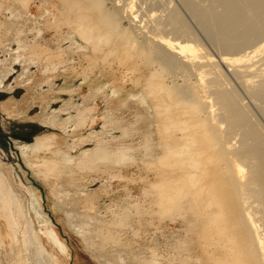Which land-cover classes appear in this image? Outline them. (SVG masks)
Here are the masks:
<instances>
[{"label":"bare ground","instance_id":"obj_1","mask_svg":"<svg viewBox=\"0 0 264 264\" xmlns=\"http://www.w3.org/2000/svg\"><path fill=\"white\" fill-rule=\"evenodd\" d=\"M36 1L8 0L3 3L4 0H0V12L10 16L0 21V36L3 34L0 51L9 55L0 61V84L10 71L5 72L7 68L4 67L9 62L18 61L23 64V69L36 64L46 79L58 74L87 79L93 88L89 94L92 101L106 88L115 92L123 90L118 82L125 87V82L130 80L136 87H125L124 92L144 102L149 99L154 105L153 114L146 116L147 122L155 127L141 133L140 148L125 145L123 139L113 142V136L107 135L111 129L119 128L123 136H129L127 123L130 122L117 114L120 101L111 100L107 106L105 129L93 149L73 161L67 156V147H59L53 156H48L51 162L39 157L30 162L48 187L61 193L64 188L53 177L62 172L60 178L68 180L65 183L76 201L91 207L79 224L74 222V215L69 214L70 226L76 225L78 232L82 233L89 230L87 225L94 226L93 231L113 226L116 227L114 231L129 229L124 230L126 235L138 236L140 226L147 228L153 221L155 225L160 223L158 230L153 229L157 230L154 235H150L154 238L162 235L163 254L159 260L151 258L143 264H166L167 261L170 264H264V143L256 142L257 146L250 147V129L241 114L243 109L236 105L238 100L234 94L232 96V90L228 91L227 85H223L222 73L217 70L219 61L220 66L222 64L228 71L242 73L248 85L241 81L243 78L238 81L247 86L253 84L251 76L255 72L262 74L257 67L253 69L254 63L250 62L264 50L263 43L257 45L264 35V13L259 14L263 12L264 0H219L222 10L205 9L196 0H182L202 31L218 48L219 60L216 62L196 41L194 32L179 13L169 9L171 13L166 19L161 16L163 5L168 3L162 5L158 0H39L41 12L35 14L36 17L28 16L30 3ZM105 1L108 5L104 4ZM234 2H237L235 10L238 7L245 11L240 21L243 27L248 21H255L248 31L240 34L236 32V22L232 29H222L229 20L227 13L231 12ZM13 4L19 7H12ZM170 5L168 7L172 9ZM220 17L227 19L222 20L219 29L217 25L221 23L217 21ZM258 26L262 27L260 31ZM50 31L54 35L47 39L45 33ZM250 35L258 36L259 42L254 46L245 42ZM12 42L16 44L15 50L6 48ZM150 51V63L136 57ZM74 60L79 64H73ZM168 65L176 69L164 73L162 69ZM76 68L79 69L77 72ZM236 75L235 78L240 76ZM120 76L122 79L117 81ZM19 81H25V77ZM30 89H37L36 85ZM24 99H8L1 109L9 116L25 114L35 102ZM256 99H264V90ZM64 105L59 111L76 109L79 111L78 121L72 120V116L69 120L82 126L86 117L82 107L74 106L70 100ZM58 115L54 113L41 121L55 122L65 129L70 121H56ZM238 130L242 131L240 138L243 140L242 145L235 146L231 138L233 133H239ZM14 143L27 154L33 149L53 145L42 137L32 144L19 140ZM139 154L142 156L137 157ZM135 159L150 160L147 166L162 175L156 177L158 181L153 183V191L142 178V197L149 200V206L137 202L133 208L127 200L123 204L111 201L107 206L110 219L98 216L96 211L102 205L97 203V192H86L83 184L88 183L87 178L92 173L96 178H106L105 175L108 179L119 177L123 171L120 167ZM5 167L0 162V205L9 211L12 223L22 231L27 242L25 257L21 255L15 259L10 256L12 264H68L56 251L48 249L29 227L24 213L25 200L19 191L21 182L19 185ZM75 167L82 175L77 183L70 177ZM169 222L178 225V232L171 231ZM148 229H145V235H149L151 230ZM112 232L108 229L99 232L110 245L111 253H97L98 258L104 257L105 264H133L124 240L118 232ZM87 234L83 233V237ZM59 248L68 251L61 242Z\"/></svg>","mask_w":264,"mask_h":264},{"label":"rangeland","instance_id":"obj_2","mask_svg":"<svg viewBox=\"0 0 264 264\" xmlns=\"http://www.w3.org/2000/svg\"><path fill=\"white\" fill-rule=\"evenodd\" d=\"M158 1L161 2V4L164 2L165 4H171V7L173 6L171 9L168 7V4H162L164 11H162L161 16L163 15L162 17H165L164 19L167 18L166 16L170 15V10H175L179 13V15H181L188 28L194 32L196 41L200 44V46L207 50L206 52L210 54L213 60L215 59V62L219 60L218 48L212 43L209 36L202 31L203 28L200 27L191 15L190 10L185 6L182 0ZM260 1L261 0H259V2ZM7 2L8 0H4L3 3ZM196 3L205 9L213 7L216 10H222L219 0H196ZM234 3L235 4L232 3V9L234 7V11L231 9V12L228 11L229 13H227V18H229V20L225 17L222 19L221 17L223 16H221L220 19L218 18V21L220 22L217 21V23H221V25L218 24L217 28L219 26L222 27V20L227 19L228 22L227 20L225 21L223 24V26L226 24L224 26L225 28L222 29L226 31L236 22L238 24V30L241 28L240 31L236 30V32L237 34H240L242 31H248L250 26L255 24V21L250 20L247 24L249 27L247 25L243 27V24H241L242 22L240 21L244 17L245 11L242 8L238 9V7L237 10H235L234 5H236L237 2ZM40 4L41 1L39 2V0L30 3V13L28 16L36 17L41 12ZM104 4L108 5L107 1H105ZM11 6L19 7V5L16 4ZM165 6L166 9H164ZM262 8L263 12L261 11V13L259 11L260 15L264 13V7ZM236 12H238V15ZM167 13L169 14L167 15ZM259 14H257V17ZM239 15L240 18H238ZM5 16L10 18V16L5 14L4 11H1L0 21L4 20ZM234 16H236L235 19ZM231 20L232 23L229 24ZM126 23L127 22H125V24ZM261 29V26L257 27L258 31ZM233 32L236 33L235 30ZM2 35L0 37H2ZM53 35V31L45 33V37L47 39H51ZM245 42L254 46L259 42L258 36L250 35ZM262 43L264 44V35L261 37L260 42L257 45ZM6 48H13L15 50L16 44L12 42ZM253 48L254 47L249 48V50H252ZM151 55L152 53L150 51L148 53H139L136 57L147 60L150 63ZM7 57H9L8 54H3V52L0 51V61L6 59ZM158 61H160L159 58ZM72 62L75 65L79 64L76 60ZM9 63L4 67L7 69L4 70L5 72L8 70L10 71L6 73L4 82L0 84V162L2 166L7 167L5 168L12 177L15 176L17 181L21 182L22 186L20 185V182L18 183L21 187V190L19 191L22 192L21 194L25 200L24 213L27 217L29 227L32 228L40 240H43L44 243H46L48 249L56 251L58 253L57 255L61 259L67 261L68 264H102L104 257L98 258L97 253L106 255L111 253L110 245L106 243V240H104L102 235L99 233L100 231L102 232L106 229L113 231V234L118 232L117 234L122 237L125 242L124 247L128 256L133 260V264H143L146 260L151 258L152 260H159L163 254V244L160 242L162 235L160 236L159 234L158 237L154 238L150 234L154 235V233L158 230L157 228H159L160 223L159 225H155L153 221L150 225L148 224L147 228H150L148 231L151 230L149 235L144 234L145 229L147 228L140 226L138 229V236H135L134 234L129 236L126 235L124 230L129 229L117 228V231L115 230V232L114 229L116 227L107 226L105 228H97L93 231L95 227L87 225L86 227H88L89 230H81L83 233H88L84 238L83 233L78 232L76 225L70 226L69 214L74 215V222H78L79 224L80 219L91 211V207L84 206L80 202L76 201L73 197L72 191L65 183L68 180L63 177L60 178L62 172H60L57 177H53V179L58 180L59 184L63 186V193L48 187V184L42 180L37 173H35L34 168L30 163L38 157V159L41 158L47 162H51V159H49L48 156H53L55 150L59 147H67L69 151L67 156L73 161H76L77 158H79L86 151L93 149L98 144L100 137L102 136V130L105 129V119L108 113L107 108H109L107 106L108 103L111 104V100L120 101L119 105H121V108H119L117 114L130 122V124L127 123V134H129V136H123V131L119 128L111 129L107 132V135L113 136V142L123 139L125 145H135L134 148H140L139 146L142 140L141 133L147 131V129L155 127V124H149L147 122L148 120L146 116V114L150 116L153 114V102L149 99L148 102H144L142 99L139 100L138 97L129 96L127 94L129 92H124L125 87L128 89L129 87H136L130 80L125 82V87L118 82L117 85H119L123 90L115 92L113 89L106 88V90L99 92L98 97L92 101L89 94H91L93 88L90 87L87 79L85 80V78H82L81 76L70 77L68 75L64 76L63 74H58L57 76L46 79L45 74L39 70V66L36 64L28 65L23 69V64L18 61ZM163 63H165V61ZM250 63H254L252 66L253 69L257 67L256 70L260 73L262 72V74L259 73L260 75L255 72L251 76L253 84H249L250 86H247L248 82L244 81L246 78L242 75V73L241 76L240 73L237 74V72L234 73L233 71H228L222 64L220 66L219 61L217 63L219 65L217 66V70L220 74L222 73V81H224L223 85H227L228 91L232 90V96L234 94V97L238 100V104L236 103V105L241 106L243 109L241 114L245 118V125H247L250 129L251 138L248 139V143L250 147H254L257 146L256 142H259L260 144L264 143V99H256L257 94L264 90V50L259 51L254 57V60ZM114 67L116 70H119V67ZM175 69L176 67L174 68L168 65V67H165L162 70L164 73H169L173 72ZM78 70L79 69L77 68L75 69L76 72ZM24 72L27 76H25ZM119 72H121V70H119ZM22 73L24 74L22 75ZM234 74L240 75V78L237 75L235 78ZM21 77H25V81L20 82L19 80ZM121 79L122 77L120 76V79L118 78L117 81H120ZM238 79H241V81L243 80L247 85L244 83V86L240 80L239 83ZM34 85H36L37 89H33L32 91L30 88ZM62 89L66 90L62 91ZM33 93L35 95H32ZM42 94H44V96H42ZM234 97L233 99H235ZM24 98H26V100L33 99L35 102L27 113H23L18 116L5 115L1 109L3 102L8 99L21 101L25 100ZM68 100H70L74 106H80L84 110L86 117L82 126H78L77 123H75V120L72 122L73 119L78 121L77 113L79 111L76 109H71L70 111H59L65 106L64 104ZM234 101L236 102V100ZM123 102H125V104H123ZM85 105L87 106L85 107ZM89 108L90 110H88ZM54 113H59V115L56 116V121L57 119L59 121L69 120L72 116V120H69V125L67 122L65 129H63L60 125L55 124V122L54 124H50L41 121V119L44 118L49 119V117H51ZM147 126H149V128ZM237 132L239 133H233L234 136L232 135L231 138L233 142L232 144L235 143V146L242 145L243 140V138H240L243 136L242 131L238 130ZM130 134L135 135L132 137ZM240 134L242 135L240 136ZM41 137L51 141L53 145L45 149H33V151H30V154L29 152L27 154V152L18 148L14 143V141L19 140L21 143L25 142L32 144L37 138ZM140 156L142 155H137V157ZM149 161L150 160L141 161L140 159L129 160L127 164H123L122 167H120L123 171L122 175L119 177H111L108 179L105 175L106 178H96L95 174L92 173L91 176L87 178L88 183L83 184L82 187L86 192L91 190V192H97V203L102 205V208L96 211L98 216L106 220L110 219L111 215H107V206L111 201H114L117 204H123L128 201L133 208V205L137 202L142 204V206H149V200L146 201L147 199L142 197V178H145L146 182L150 185L153 191V183L158 181L156 177H162V175H159V173L154 172L151 168H149V166H147ZM73 169V175L71 174L70 177H72L73 182L77 183L82 175L76 167ZM59 198H61V200H59ZM71 210H73V212H79V214H73ZM168 224V227H170V229L172 228L171 231L177 230L178 225L176 223L169 222ZM163 227H166V225ZM136 228H138V226H136ZM155 228L157 229L156 231L153 230ZM60 242L66 246L69 252L62 251L59 248ZM26 244L27 242L23 237L22 231H20L19 228L14 226L12 223L9 211L0 205V264H12L10 256H13L15 259H19L21 255L25 257L24 252ZM166 264H170V262L167 261Z\"/></svg>","mask_w":264,"mask_h":264}]
</instances>
